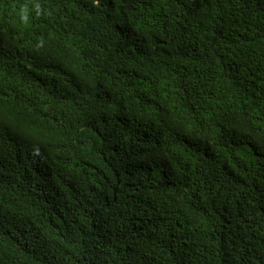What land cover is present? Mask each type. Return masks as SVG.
Segmentation results:
<instances>
[{"label": "trees", "instance_id": "trees-1", "mask_svg": "<svg viewBox=\"0 0 264 264\" xmlns=\"http://www.w3.org/2000/svg\"><path fill=\"white\" fill-rule=\"evenodd\" d=\"M0 264H264V0H0Z\"/></svg>", "mask_w": 264, "mask_h": 264}]
</instances>
